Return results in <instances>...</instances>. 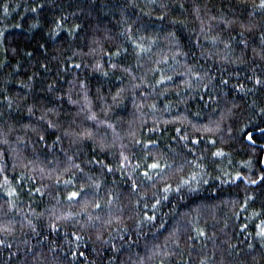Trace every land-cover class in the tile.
Listing matches in <instances>:
<instances>
[{
  "label": "trees",
  "instance_id": "trees-1",
  "mask_svg": "<svg viewBox=\"0 0 264 264\" xmlns=\"http://www.w3.org/2000/svg\"><path fill=\"white\" fill-rule=\"evenodd\" d=\"M262 2L0 0V264H264Z\"/></svg>",
  "mask_w": 264,
  "mask_h": 264
},
{
  "label": "snow or ice",
  "instance_id": "snow-or-ice-1",
  "mask_svg": "<svg viewBox=\"0 0 264 264\" xmlns=\"http://www.w3.org/2000/svg\"><path fill=\"white\" fill-rule=\"evenodd\" d=\"M261 6L264 7V2H262V5H261ZM33 11H35V9H33ZM76 67H79V65H76ZM113 67H115V66H113ZM257 83H259V81H257ZM114 99H115V97H114ZM49 127H52V125L49 124ZM85 135H86V136H90V133H86ZM247 138H248L250 141L252 140V136H251L250 134L248 135ZM40 139L43 140L44 137L41 136ZM216 155H222V153H216ZM150 167L153 168V169H155V168H158L159 165L154 163V164L150 165ZM108 170L111 171V169H108ZM145 175H147V173H145ZM236 179H240V177H236ZM261 180H264V176L261 177ZM251 183H257V181L253 180V181H251ZM165 191H167V189H165ZM9 195H12V193H9ZM77 195H78L77 193L73 192V193L71 194V197H69V198L71 199V198H73V197H76ZM97 207H99V205H97ZM261 235H264V230H262ZM0 243H2V241H0ZM81 255H82V254H81Z\"/></svg>",
  "mask_w": 264,
  "mask_h": 264
},
{
  "label": "water",
  "instance_id": "water-1",
  "mask_svg": "<svg viewBox=\"0 0 264 264\" xmlns=\"http://www.w3.org/2000/svg\"><path fill=\"white\" fill-rule=\"evenodd\" d=\"M248 140H249V139H248ZM249 142L253 144L252 140H251V141L249 140Z\"/></svg>",
  "mask_w": 264,
  "mask_h": 264
}]
</instances>
